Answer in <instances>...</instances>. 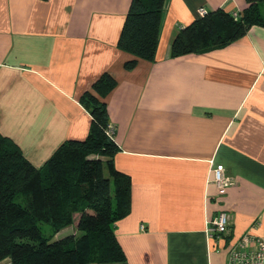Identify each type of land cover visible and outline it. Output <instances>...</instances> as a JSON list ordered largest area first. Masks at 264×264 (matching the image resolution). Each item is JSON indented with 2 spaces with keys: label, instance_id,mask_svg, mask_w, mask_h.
I'll list each match as a JSON object with an SVG mask.
<instances>
[{
  "label": "crops",
  "instance_id": "crops-1",
  "mask_svg": "<svg viewBox=\"0 0 264 264\" xmlns=\"http://www.w3.org/2000/svg\"><path fill=\"white\" fill-rule=\"evenodd\" d=\"M130 1L0 0V134L41 167L88 136L82 97L108 73L113 165L128 176L130 209L113 224L124 259L87 264H226L243 233L264 237V25L172 57L199 7L232 13L246 0H165L154 59L126 69L133 55L117 40ZM216 164L230 178L223 195L211 181ZM220 211L228 232L210 239Z\"/></svg>",
  "mask_w": 264,
  "mask_h": 264
},
{
  "label": "trees",
  "instance_id": "trees-1",
  "mask_svg": "<svg viewBox=\"0 0 264 264\" xmlns=\"http://www.w3.org/2000/svg\"><path fill=\"white\" fill-rule=\"evenodd\" d=\"M164 2L130 1L117 40L122 51L133 55L124 68H133L138 59H154ZM262 7L264 0H246L237 17L222 9L208 11L180 29L170 56L228 45L251 25H264ZM115 84L108 73L95 80L82 97L89 108L90 133L64 142L41 167L0 134V262L87 264L124 259L113 224L129 212L130 185L128 176L113 165L118 146L106 133L105 97ZM40 224L50 227L48 236ZM68 226L70 233L55 237Z\"/></svg>",
  "mask_w": 264,
  "mask_h": 264
},
{
  "label": "built area",
  "instance_id": "built-area-1",
  "mask_svg": "<svg viewBox=\"0 0 264 264\" xmlns=\"http://www.w3.org/2000/svg\"><path fill=\"white\" fill-rule=\"evenodd\" d=\"M208 11L204 7L198 8V14L204 16ZM234 17L239 11L232 12ZM106 133L111 136L113 126L109 122ZM211 181L216 187L217 194L223 195L230 183V178L225 174L223 164H216L212 168ZM228 215L224 211L218 212L215 217L208 221L207 232L210 239H218L228 232ZM226 264H264V237L251 231L243 233L234 242L230 243L227 250Z\"/></svg>",
  "mask_w": 264,
  "mask_h": 264
},
{
  "label": "rangeland",
  "instance_id": "rangeland-1",
  "mask_svg": "<svg viewBox=\"0 0 264 264\" xmlns=\"http://www.w3.org/2000/svg\"><path fill=\"white\" fill-rule=\"evenodd\" d=\"M262 13L264 14V7H262ZM104 171L106 172V174H107V171H106V169L104 168ZM41 225V227H42V231H43V233L46 235V236H48V234H50L51 233V231H49L50 230V227L47 225V224H40ZM61 235H63V234H61ZM60 235V236H61ZM49 236H51V235H49ZM56 236H59L57 233L55 234V237ZM0 264H9V261L6 259V260H3V261H1L0 262Z\"/></svg>",
  "mask_w": 264,
  "mask_h": 264
}]
</instances>
